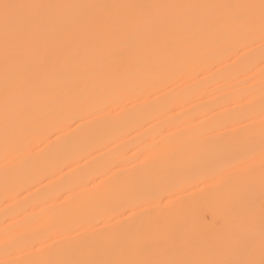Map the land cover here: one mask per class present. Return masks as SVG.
Wrapping results in <instances>:
<instances>
[{
	"label": "bare ground",
	"instance_id": "6f19581e",
	"mask_svg": "<svg viewBox=\"0 0 264 264\" xmlns=\"http://www.w3.org/2000/svg\"><path fill=\"white\" fill-rule=\"evenodd\" d=\"M0 264H264V0H0Z\"/></svg>",
	"mask_w": 264,
	"mask_h": 264
}]
</instances>
